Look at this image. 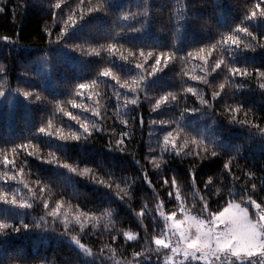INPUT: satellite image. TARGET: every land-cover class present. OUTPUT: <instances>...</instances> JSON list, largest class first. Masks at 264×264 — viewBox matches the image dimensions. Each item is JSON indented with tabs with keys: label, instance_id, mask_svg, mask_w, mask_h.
Masks as SVG:
<instances>
[{
	"label": "snow or ice",
	"instance_id": "snow-or-ice-1",
	"mask_svg": "<svg viewBox=\"0 0 264 264\" xmlns=\"http://www.w3.org/2000/svg\"><path fill=\"white\" fill-rule=\"evenodd\" d=\"M44 3L45 0H16L11 6L13 18L33 5L43 6ZM48 8L52 22L43 29L42 35L47 40V46L42 53L27 51L30 46L21 42L23 38L19 33L15 39L7 35L0 37V45L8 50H0V103L12 106L14 101H19L22 97L19 102L25 107L40 105L45 113H50L41 115L36 130L26 140L13 142L9 148H0V166L5 169L0 172V182H3L0 185V203L7 206L4 218H0V264H56L55 259H28L18 250L9 251L8 246L14 237L27 236L37 230L69 238L80 255L82 264H95L96 261H102L103 264L105 261L109 264H264V196L260 195L264 193V159L260 160L259 171L254 167L255 161L253 166H242L239 163L242 146L228 143L215 131L217 127L225 130L228 125L244 128L247 131V141L258 142L260 151L264 153V117L259 116L254 107L246 106L238 96L247 87L250 91L258 90L264 97V64L255 66L248 59H243L240 66H237L238 55L246 56L247 53L264 50V32L261 31V26H264V0L247 4L242 9L243 16L239 25L232 27L227 34L221 33V38L215 43H205L203 46H194L191 37L195 32L204 30L210 18L195 11L197 5L194 0H139L135 5L136 11L132 10L131 3L125 7L119 0H97L95 4L92 0H78L75 7L71 6L70 0H50ZM214 8L219 15V0ZM7 10V0H0V14H6ZM96 14L112 18L114 26L117 22H122L119 32L113 37L116 42L85 48L83 44L73 40L70 29L78 26V21H84L86 15ZM165 16L173 41L168 50H164L163 43L136 42V35L149 27L157 26L160 31H164L162 25ZM58 24L59 30L54 31ZM185 37L189 38V42L182 49L175 42L184 43ZM120 40L125 43H120ZM53 46L78 52L81 56L100 57L102 52H106L110 57L127 62L128 65L134 64V69L125 70V65L117 64L114 59L113 66L99 71L96 79L76 82L70 88L63 85L69 98L62 100L59 99V93H55V88L60 86L55 69L61 60L59 53L62 51L53 56L49 51ZM188 48L191 50H187ZM218 48L223 50L222 54H216ZM182 51L184 54L180 55ZM33 55L36 59L30 64L21 62L23 57ZM177 59L181 63L201 62L194 64V67L198 66L203 75H192L190 79L211 89L210 97L198 87L188 86L184 89L185 104L188 94L195 98V103L181 110L179 120L150 118L148 155L145 159L156 169H161L176 158L181 163L190 159L187 175L191 179L194 196L198 198L199 210L197 214H192L182 199L177 175L173 174L170 181L163 178V185L174 189V193L169 191L168 195L174 196V200L178 202L181 218H177L178 213L175 210L166 214L163 210L165 202L161 201L155 206L158 217L152 214L148 205H144L136 213L139 217L151 215L150 237L147 228L141 237L130 231H116L114 227L108 229L105 224L104 230L108 231L113 243L119 236H123L125 243H139L141 238L144 240L142 250L132 252L131 261H121L117 259V248L111 244L101 243L94 250L82 242L86 232L96 235L94 230L100 226L102 219L106 218L108 223L113 222L112 209L83 211L77 204L70 219V213L63 211L67 202L62 198L56 200L54 206H50L49 199L45 198V192L49 188L47 183L37 178L33 182V188L19 178L24 175V167L18 168L16 160L22 157L23 164L27 165V157H33L42 164L63 169L61 180L71 181L74 176L83 177L107 189L109 193L115 185V196L124 201L132 189V184L121 188L116 179L105 180L101 178L98 170L88 166L81 168L79 163L57 156V152L67 154L70 147L88 145L98 134L108 137L107 148L110 152L127 155L129 145L125 138L131 142L136 132V117L130 115L133 110L130 106L138 109L143 97L144 101H154L151 111L156 112L162 105L179 102L180 97L171 91L159 98L149 95L151 78L163 72ZM149 60L153 61L150 65ZM14 61L17 62L18 72L15 88L10 83ZM33 65L38 66L39 70H35ZM133 70H139L140 74L131 76ZM213 74H223V82L218 86L213 84ZM237 77L249 83L246 85L238 82ZM101 84L111 90L108 99H115L112 116L123 125L118 134L119 138L115 140L112 135L116 134V129L113 127L109 130L104 127V121L112 119V116H109L107 108L100 102L104 99L99 91ZM253 84L256 85L255 88H252ZM86 92L93 94L86 95ZM229 92L232 102L225 100ZM218 105L222 110H218ZM68 106L79 111L69 110ZM188 113L195 119H189L186 116ZM65 117L67 121L64 120ZM217 117H222L225 124L221 125ZM206 118L211 120L207 128H197L196 119L203 121ZM54 120L58 122L57 126H54ZM185 120L189 122L183 123ZM139 125L143 131L145 121L142 115L139 117ZM189 128L192 131H188ZM40 135L49 138L47 144L52 143V138L59 141V150L42 154ZM8 152L11 153V158ZM214 160L223 161L221 174L229 178V184L224 188L217 187L213 178L209 177L203 183V190L207 191L202 195L203 190L197 187L198 169L206 161ZM135 162L143 168L139 159ZM142 178L151 186L152 182L146 173ZM12 181L22 184L27 189V195L21 194L20 188H11ZM212 197L219 199L213 202ZM35 203L42 206L44 214L32 217L30 222L25 220L23 212L9 214L11 209H31ZM213 203L216 204L215 208ZM192 207L195 208L196 205L193 204ZM97 211H100L99 216ZM88 225L92 226L91 229L87 228Z\"/></svg>",
	"mask_w": 264,
	"mask_h": 264
},
{
	"label": "trees",
	"instance_id": "trees-1",
	"mask_svg": "<svg viewBox=\"0 0 264 264\" xmlns=\"http://www.w3.org/2000/svg\"><path fill=\"white\" fill-rule=\"evenodd\" d=\"M16 0H7L8 10L6 14H0V37L7 35L12 39L16 38L17 33L23 38L22 43L29 45L26 50L34 53H42L44 48L47 46V40L42 35L43 29L46 24H51L52 18L48 14L49 8L48 3L50 0H45L43 6L33 5L27 9V11H21L19 15L13 18L11 12V6ZM97 0H92L95 4ZM139 0H119V3L125 7L131 3L133 5L132 10L136 11L135 5ZM217 0H194L197 5L195 11L204 17H209L210 22L202 31L195 32L191 37V42L194 46H203L205 43H215L221 38V33L227 34L232 27L240 24V20L243 16L242 9L247 4L254 3L255 0H219L221 5L219 15L217 14L214 4ZM78 0H70L72 7H75ZM63 7V6H62ZM59 11V10H58ZM164 23L162 27L164 31H160L159 27L153 26L146 29L143 33L137 34L135 40L137 43L143 42L144 44H155L157 42L165 45L164 50H168L173 41L170 38L168 32L167 16L163 18ZM120 23L113 25L112 18L96 14L95 16L86 15L84 21H78V26L70 29L73 40L76 43H81L87 48L88 46L99 47L101 44H108L116 42L113 37L119 32ZM255 23V22H253ZM60 25L58 24L54 31L59 30ZM261 31L264 32V26H261ZM119 39V37H117ZM203 43H200V42ZM189 38L185 37L184 43L176 41L178 47L185 49ZM120 43H125L124 40H120ZM0 50L7 52V49H3L0 45ZM187 50H191L188 48ZM53 56L58 54L61 55V60L57 64L55 69L56 78L60 86L55 88V93H59V99L69 98L65 92L63 85H68L70 88L72 84L76 82H88L91 79H96L99 71L105 67H112V61L115 59L117 64L125 65L127 68H133V65H128L127 62L119 61L117 58L110 57L106 52H102L100 57L96 56H81L78 52H71L69 49H58L53 46L49 49ZM221 48L217 49V55L222 54ZM182 51L180 55H183ZM35 55L25 56L21 62L30 64L35 60ZM238 63L243 59H248L249 62L255 66L264 64V50L258 53H247L246 56H237ZM135 62V61H134ZM149 65L153 61L149 60ZM201 62H190L181 63L180 60H174L170 63L169 67L163 72L158 73L155 77L151 78V89L149 95L153 98H159V96L171 91L176 93L180 100L179 102H172L167 106L161 107L156 112H152L153 100L144 101L138 109L130 106L133 110L130 112L131 116L136 117V132L132 141L129 142L125 138L128 147V154L124 155L119 152H110L107 148L106 136H97L91 143L83 146L70 147L67 154L57 152V156L66 158L69 162L79 163L80 167L88 166L95 170H98L101 178L105 180L116 179L120 183L121 188H127L128 184H132V189L129 195L125 196L124 201L119 200L115 196V185L111 193L107 189L100 185H97L83 177H73L71 181L61 180L60 176L64 175L63 169H58L54 165L42 164L41 161L27 157V165L23 164V158H17L16 164L19 167H24V175L19 177L21 180L29 183L30 186L35 188L33 183L37 178L49 185L48 190L45 192V198L49 199L50 206H54L56 200L63 199L65 203L63 211L69 212V218H72V214L75 212V206L78 204L80 210H97L110 208L113 210L112 223H108L107 219H102L100 226L94 231L96 235L91 233L85 234L83 241L89 246L93 247L94 250L98 248L101 243L111 244L117 248V259L121 261H131L133 251H141L144 246V240L141 238L139 243L129 241L125 243L123 236H119L115 243L112 242L108 231L104 230V225L107 224L108 229L113 227L116 231L124 232L130 231L134 234H138L143 237L145 228L148 229L149 237L151 236L152 229V217L146 215L139 217L136 213H139L144 205H148V208L152 210V214L158 217V213L155 212V206L157 203L164 201V211L169 214L175 210L179 214L177 207L178 202L174 200V196H169V191L174 193V189L163 185V178L171 180L173 174L177 175L179 182V189L182 194V199L185 201L187 206L191 209L199 210L198 198L194 196V189L191 185V179L187 175V168L190 166V159H185L183 163L180 162L179 158L170 161L167 165L162 166L161 169H156L149 163L145 156L147 152V142L149 133V119H165V120H179L180 112L185 107H191L195 103V98L188 94L187 104L184 101V89L188 86L198 87L204 91L209 97L211 89L201 84L199 81L191 80L192 75H203L199 67H194V64L198 65ZM147 67V65H146ZM17 62H13V70L10 77L11 87L17 86L18 72L16 70ZM35 70H39L38 66L33 65ZM220 70H218L219 72ZM139 70H133L130 75H139ZM215 79L213 84L218 86L219 83L223 82V74L216 76L213 74ZM21 81L23 77L20 78ZM104 79V78H101ZM211 79V77H210ZM238 82H243L246 85L249 83L247 80L241 81L237 77ZM111 83H114L111 82ZM256 85L253 84L252 88ZM104 99H101V104L107 108L109 116L115 111V99H108L111 96V90L106 89L103 84L99 89ZM48 95L49 93H45ZM87 94H93L92 92H86ZM242 102L246 103V106L254 107L257 114L264 117V97L261 96L260 92L250 91L247 87L238 94ZM22 97L19 101H22ZM225 100H230V92L228 96H225ZM14 101L12 106H8L0 103V148H9L13 142H21L26 140L36 130V126L39 123L41 115H49L45 113L40 105H31L25 107L23 103ZM88 103V101H85ZM69 107V110L78 112L79 110H73ZM104 109H101L103 111ZM218 110H222L219 108ZM90 115V114H89ZM143 116L145 121V127L143 131L140 130L139 117ZM189 119H195L191 113L186 114ZM67 121V117L64 118ZM217 120L221 125L225 122L222 117H217ZM189 120H185L183 123H188ZM74 123V122H72ZM211 123V120L206 118L201 121L196 119L197 128H207ZM131 124V121H130ZM58 122L54 120V126H57ZM78 127V126H77ZM104 127L106 129L115 128L116 134L112 135V139L115 140L118 137L119 132L123 129V125L112 116V119H106L104 121ZM188 131H192L191 128ZM215 131L224 138L230 144H239L242 146V153L239 159V163L242 166L248 167L253 166L257 171L260 170V160L264 159V153L260 151L259 143H249L247 141V131L236 125H228L225 130H221L217 127ZM195 135V132H192ZM162 140V135H161ZM49 138L40 135L39 145L41 153L46 155L48 151H56L58 149L59 141L52 138V143L47 144L46 141ZM34 142H37L34 140ZM154 146V144H153ZM11 158V153H7ZM139 159L143 168L136 164V160ZM222 160L206 161L198 169L197 176V187L203 190V183L212 177L217 187H226L229 184V178L221 174ZM11 167V166H9ZM17 168V171H18ZM5 169L0 166V172ZM148 175L149 180L152 182L149 186L148 181H145L142 177L144 174ZM11 174V173H10ZM3 185V182H0ZM11 188H20L21 194L27 195V189L23 188L22 184H17L16 181L10 183ZM8 190V187H5ZM207 190H203L201 194H205ZM76 195H73V193ZM260 195L264 196V193ZM217 197H212L213 202L216 201ZM220 203L223 204V200L220 199ZM196 207L193 208L192 205ZM71 205L72 207H69ZM213 208L216 204L213 203ZM7 206L0 203V218H4V210ZM23 212L26 221L30 222L32 217H39L44 214V210L39 203H35L31 209H11L12 213ZM96 214L99 216L100 211ZM161 223V227H162ZM91 225L87 228L91 229ZM73 234H78L73 232ZM115 234V233H113ZM154 246V245H153ZM9 251L18 250L28 259L34 257H44L48 261L55 259L56 264H82L81 257L78 255L75 246L70 243V239L67 237H60L57 233L47 232L43 233L39 230L29 233L27 236L14 237L11 244L8 246ZM95 264H103L102 261H96ZM105 264H109L105 261Z\"/></svg>",
	"mask_w": 264,
	"mask_h": 264
},
{
	"label": "rangeland",
	"instance_id": "rangeland-1",
	"mask_svg": "<svg viewBox=\"0 0 264 264\" xmlns=\"http://www.w3.org/2000/svg\"><path fill=\"white\" fill-rule=\"evenodd\" d=\"M191 209V208H190ZM191 212L192 214H197L198 213V210H195V209H191ZM177 218H181L180 216H177Z\"/></svg>",
	"mask_w": 264,
	"mask_h": 264
}]
</instances>
